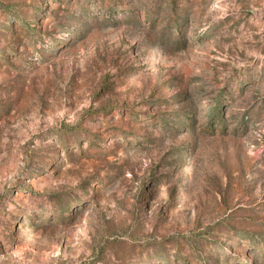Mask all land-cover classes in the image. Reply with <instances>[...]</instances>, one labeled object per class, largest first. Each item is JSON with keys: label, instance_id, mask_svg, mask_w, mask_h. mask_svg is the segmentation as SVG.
Here are the masks:
<instances>
[{"label": "rangeland", "instance_id": "1", "mask_svg": "<svg viewBox=\"0 0 264 264\" xmlns=\"http://www.w3.org/2000/svg\"><path fill=\"white\" fill-rule=\"evenodd\" d=\"M0 264H264V0H0Z\"/></svg>", "mask_w": 264, "mask_h": 264}]
</instances>
